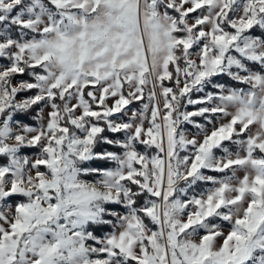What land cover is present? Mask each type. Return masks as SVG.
<instances>
[{
    "label": "snow or ice",
    "instance_id": "snow-or-ice-1",
    "mask_svg": "<svg viewBox=\"0 0 264 264\" xmlns=\"http://www.w3.org/2000/svg\"><path fill=\"white\" fill-rule=\"evenodd\" d=\"M0 264H264V0H0Z\"/></svg>",
    "mask_w": 264,
    "mask_h": 264
},
{
    "label": "trees",
    "instance_id": "trees-1",
    "mask_svg": "<svg viewBox=\"0 0 264 264\" xmlns=\"http://www.w3.org/2000/svg\"><path fill=\"white\" fill-rule=\"evenodd\" d=\"M223 81V80H222ZM224 82H227V83H229V84H232V85H234L235 84V82H232V81H230V79L229 78H224ZM133 107H139L140 105L139 104H134V105H132ZM107 134V133H106ZM102 147H104V148H108L109 146L108 145H103ZM110 150H118V149H110ZM98 163H100V164H103L104 166H110V165H107L105 162H98Z\"/></svg>",
    "mask_w": 264,
    "mask_h": 264
},
{
    "label": "rangeland",
    "instance_id": "rangeland-1",
    "mask_svg": "<svg viewBox=\"0 0 264 264\" xmlns=\"http://www.w3.org/2000/svg\"><path fill=\"white\" fill-rule=\"evenodd\" d=\"M224 78H226V77H224ZM224 78L221 80V82H224ZM229 85H232V84H229ZM238 86H240V87H244V85H238ZM213 89H212V86H208V87H206V89H205V91H212ZM200 95H202V93H193V98L195 99V98H197L198 96H200ZM133 107V106H132ZM135 108V107H134ZM189 110H192V106H189ZM188 127H190V126H188ZM241 175H242V173H241Z\"/></svg>",
    "mask_w": 264,
    "mask_h": 264
}]
</instances>
